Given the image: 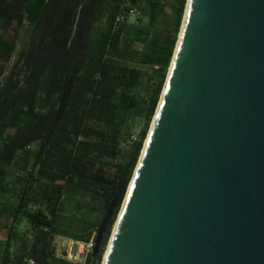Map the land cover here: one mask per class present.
<instances>
[{"label":"trees","instance_id":"trees-1","mask_svg":"<svg viewBox=\"0 0 264 264\" xmlns=\"http://www.w3.org/2000/svg\"><path fill=\"white\" fill-rule=\"evenodd\" d=\"M119 1L0 0V264H68L54 238L89 241L117 196L87 264L102 259L173 57L167 9L178 21L186 4L131 0L142 16L115 29Z\"/></svg>","mask_w":264,"mask_h":264},{"label":"water","instance_id":"water-1","mask_svg":"<svg viewBox=\"0 0 264 264\" xmlns=\"http://www.w3.org/2000/svg\"><path fill=\"white\" fill-rule=\"evenodd\" d=\"M116 222L102 264H264V0H187Z\"/></svg>","mask_w":264,"mask_h":264},{"label":"built area","instance_id":"built-area-1","mask_svg":"<svg viewBox=\"0 0 264 264\" xmlns=\"http://www.w3.org/2000/svg\"><path fill=\"white\" fill-rule=\"evenodd\" d=\"M140 15L136 6L131 3V0H120L114 16V28L129 24L131 20L135 21ZM156 69V68H154ZM138 136L134 133L128 135L127 141L121 143V148L129 149L131 144L137 140ZM95 236V235H94ZM94 236L87 242L79 243L70 241L64 246L63 253L58 257L68 264H87V260L92 256L95 247ZM6 264H18L13 258H9ZM23 264H37L33 259H24Z\"/></svg>","mask_w":264,"mask_h":264},{"label":"rangeland","instance_id":"rangeland-1","mask_svg":"<svg viewBox=\"0 0 264 264\" xmlns=\"http://www.w3.org/2000/svg\"><path fill=\"white\" fill-rule=\"evenodd\" d=\"M163 3H165V4H172V3H175L176 1L175 0H161ZM186 2H187V0H186ZM185 7H186V4H185ZM138 8V7H137ZM138 10H139V12H140V15L137 17V19L135 20V21H133V20H131L130 21V23L129 24H133V23H135V22H137V20H138V18H140L142 15H141V11H140V9L138 8ZM184 11H185V9H184ZM167 12L169 13V21H168V26H167V29H169L170 30V32L171 31H173V28H174V26H176V24H178V28H179V31H178V34H177V37H176V43H177V40H178V36H179V32H180V29H181V25H182V21H183V17H184V13H183V16H182V18L180 19V20H176V16H175V13H174V10L173 9H167ZM175 47H176V45H175ZM135 49H139V46L136 44L135 45V47H134ZM175 50V49H174ZM143 70H145V71H149L147 68H143ZM169 70V69H168ZM167 74H168V72H167ZM166 78H167V76H166ZM166 78H165V80H164V84H165V81H166ZM153 82H154V80H153ZM153 82H148L147 83V85L149 86L151 83H153ZM163 87H164V85H163ZM162 90H163V88H162ZM162 92V91H161ZM161 96V95H160ZM155 114V113H154ZM153 117H154V115L152 116V118H151V120H150V122H149V125L147 126V134H148V132H149V129H150V126H151V124H152V121H153ZM143 129V123H140L139 124V122H137L136 123V125H135V127L133 128V130H132V132H130V133H134V134H136L137 136L139 135V133L141 132V130ZM147 134H146V136H147ZM146 139V138H145ZM145 141V140H144ZM144 144V143H143ZM135 170V169H134ZM134 172V171H133ZM108 175H110V174H107V176ZM133 175V174H132ZM109 177V176H108ZM129 185V184H128ZM128 188V187H127ZM127 191V190H126ZM125 194H126V192H125ZM124 197H125V195H124ZM8 198H9V196L8 195H5L3 198H2V202H7V200H8ZM88 198H85V197H79L78 198V200L79 201H81V202H84L85 200H87ZM124 199V198H123ZM122 202H123V200H122ZM122 202H121V205H120V207H119V209H118V211H117V213H116V216H115V219H114V221H113V225H112V227H111V230H110V233H109V236H108V239H107V241H106V244H105V246L103 247V254H102V259H101V261H100V263L99 264H102V260H103V256H104V253H105V251H106V249H107V246H108V243H109V240H110V238H111V235H112V232H113V229H114V226H115V224H116V221H117V219H118V215H119V212H120V209H121V206H122ZM3 212V207L0 205V214ZM84 215V214H83ZM100 217V215H98V214H94V215H92L91 216V219L92 220H95L96 218H99ZM17 229H18V232L19 233H22V234H24L26 237H30V235H31V229H30V227H29V225L25 222V221H22L20 224H19V226L17 227ZM104 237V236H103ZM102 240H103V238H102ZM71 240L70 239H67V238H64V237H55L54 238V240H53V242H52V245H53V247H54V249H55V255L57 256H59L60 254H62L63 253V250H64V246H66V245H68V243L70 242ZM15 250H17V246L16 247H13L12 248V252H14ZM12 258V257H11ZM25 259H29V258H25Z\"/></svg>","mask_w":264,"mask_h":264},{"label":"bare ground","instance_id":"bare-ground-1","mask_svg":"<svg viewBox=\"0 0 264 264\" xmlns=\"http://www.w3.org/2000/svg\"><path fill=\"white\" fill-rule=\"evenodd\" d=\"M183 21H184V17H183ZM183 21H182V25H183ZM182 25H181V27H182ZM116 224H117V222H116ZM116 224H115V226H116ZM115 226H114V228H115Z\"/></svg>","mask_w":264,"mask_h":264}]
</instances>
